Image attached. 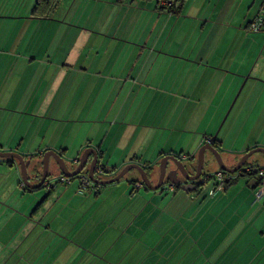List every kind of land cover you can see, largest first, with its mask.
I'll use <instances>...</instances> for the list:
<instances>
[{
    "label": "crops",
    "instance_id": "1",
    "mask_svg": "<svg viewBox=\"0 0 264 264\" xmlns=\"http://www.w3.org/2000/svg\"><path fill=\"white\" fill-rule=\"evenodd\" d=\"M165 1L60 0L51 13L35 16L31 0H0V150L23 154L30 161L32 182L42 172L34 162L49 149L59 152L74 169L83 151L94 147L97 165L105 168V175L97 176L101 179L136 162L157 182L159 163L166 154L178 153L179 158L188 154V163H184L191 170L196 167L199 148L213 136L210 131L233 96L249 83L251 94L245 100L255 90L258 93L252 95L250 108L247 101L239 110L245 111V124L250 119L249 128L253 129L252 120L264 121V0ZM258 17L263 24L253 30L250 25ZM215 103L225 104L223 114L218 105L214 110L207 105ZM195 128L204 130L203 135L190 136ZM216 139L220 150L222 142L217 135ZM255 146H264V142L252 141L238 149L227 165H235ZM3 160L17 176V159L13 163ZM52 161L49 176L54 182L50 185L65 184L56 182L62 172L54 157L49 165ZM174 167L169 160L168 170ZM132 170L93 191L96 195L118 192L114 183L123 179L125 192L135 190L134 182L142 180L139 171ZM171 178L165 179L166 185L174 183ZM254 178L245 195L251 197V206L245 211H224L225 226L219 224L224 196L216 197L208 185L179 194L185 202L180 208L184 225L178 227L158 216L162 199L171 201L163 198V189H150L143 183L145 205L136 217L142 213L160 221L157 234L145 230L140 235V245L152 248L154 261L164 264H264V205L260 204L264 198L255 199L257 175ZM58 193L88 197L79 185L60 186L54 198ZM80 210L66 211L67 221L54 229L60 237L57 243L77 245L78 240L66 241L62 231H70L71 218ZM174 210L175 206L167 216H173ZM60 214L54 213L57 216L50 228ZM79 227H74L76 237L90 241L96 228L88 222ZM162 229L171 233L168 239L159 238ZM101 237L91 241L92 251L81 255L83 261L109 264L106 259L114 260L109 251L105 253L107 245L101 251L95 249ZM120 259H125L124 254Z\"/></svg>",
    "mask_w": 264,
    "mask_h": 264
},
{
    "label": "rangeland",
    "instance_id": "2",
    "mask_svg": "<svg viewBox=\"0 0 264 264\" xmlns=\"http://www.w3.org/2000/svg\"><path fill=\"white\" fill-rule=\"evenodd\" d=\"M36 1L37 0H31L32 10ZM11 34H13V31ZM8 44L10 45L11 43ZM23 45L25 46V40ZM19 73L22 75L24 71H20ZM251 86L252 85L249 83L243 90L241 86L239 87L229 103L227 110H225L222 119H219L216 127L214 129L212 128V131H210L213 135L217 134V138L222 142V148L219 151L226 164H232L236 157L235 154L238 153V149H242L252 141H259V143L264 142V124L262 125L264 121L252 120L253 129L249 128L251 124L250 119L247 124H245V111L240 112L239 110L243 103L244 106L246 105L247 101L246 107L250 108V106L253 105L254 99L252 95L254 94L253 96H256L258 90H255L250 98L245 100L247 94H251ZM239 92L240 94L238 96ZM207 105L211 110H214V107L218 104L215 103L214 106H212L213 104ZM223 105L225 104L218 105L220 114H223ZM260 125L263 127L261 132ZM202 131L204 130H197V128H195L192 134L187 133V135H197V132H199L202 136ZM42 157L43 155L41 159L34 162L38 163V167H41V171ZM0 159V264H91L89 261H83L81 255H83L84 252L87 253L89 250L92 251L91 241H97L102 235L101 239H103V241L98 243L97 246L99 247H95V249L107 245L105 253L109 251L112 258L115 256L114 260L109 258L106 259L109 264H164L162 260L157 262L154 261L152 248L142 246L140 245L141 243H139L140 235L145 230L150 232L152 236L155 233L157 234L159 229L158 223L160 221L158 217H144L142 213L136 217L137 214L141 212L140 209L145 205L143 204L144 200H142V194L145 192L144 186L136 187L135 190L129 189L125 192L124 189L126 185L123 182H126V180L123 179L124 181L114 183L116 184L114 186L118 185L119 187L118 192H108L105 193V195L99 193L96 195L92 188L83 187L79 183V179L74 178L71 184H59L54 187L52 186L51 188L53 189L49 188L51 185H41L31 189L23 183L20 170L16 173L17 176H13L11 172L13 171L12 166L7 165L3 160L4 158L0 157ZM249 161L253 163L258 162L257 164L263 165L264 154L262 152H255L249 157L248 162ZM172 162L173 161L170 160V163ZM184 162L188 163L185 159ZM53 164L54 161H52L50 166L51 172L53 171ZM68 164L71 168L73 167L70 162ZM30 169L32 168H28V172H30ZM217 169L220 170L217 160L212 152L207 150L200 182L204 183L207 178L205 185L209 186L208 189L211 188V191H216V197L218 198L224 196L220 204L221 208L219 207V213H224L227 209H229L227 211V213H229L230 210L235 208L242 211L247 210L248 207L251 206V197L250 199H246L245 195L248 191L250 193L251 185L253 181H255V175L234 173L235 175L231 177L233 180L226 189L223 187L214 188L217 182H219V179L212 173H216L218 171ZM192 170H196V167L191 168V171ZM130 172H136V169ZM209 174H211V176H209ZM228 174L224 173V178L228 177ZM101 175H105L104 172H102ZM47 180L54 182V179L50 176ZM136 182L137 181H135L134 184ZM169 184L174 186L173 189L169 186H163L160 189H163L162 196L165 195L163 198L171 201L168 202L162 199L163 201L159 204V209H157L158 216H164L162 218L169 219L166 221L164 220V223L171 225L176 224L178 227H182V225H184V217L180 208L185 200L182 201L181 195L179 194H183L187 190L176 188V184L174 183ZM72 185H79V187L84 190V193L88 194V197H79V199H76L72 197L69 198L68 194L61 193L59 195L58 193L54 198V190H57L60 186L66 187ZM128 185L131 186L130 184ZM243 187L247 189L245 188V192L240 194ZM204 192H207V190ZM192 196L195 195L192 194ZM262 198H264V196ZM155 199L157 200V197ZM261 202L260 204L263 206L264 199ZM173 206H175L173 216H167L173 209ZM75 207H77V210H81L77 216L73 215L74 218H71L72 222L69 224L70 231L64 230L62 233L65 232L63 237L66 238V241L74 239V241L78 240V243L77 245L71 244V247H68L65 246L64 243L60 244V242H56L60 237L54 229L60 224H65L67 221L66 217H68L66 211ZM224 207L226 208L225 210ZM64 208H66V210L62 212ZM57 211H60L61 214L58 215L57 221L54 222L55 226L52 224L50 228L48 225L53 221V218L57 216L54 215ZM224 215H226V212L222 215L219 222L222 226L227 225L226 220H228L226 219L227 215L226 217H224ZM30 222L31 224L28 226ZM83 222H88L96 228L94 233L91 234L89 238L90 241L88 242H83L78 236L76 237L75 234L74 227H79ZM144 225L146 227H144ZM225 230L226 229L223 228V232ZM170 236L171 233H168V230L162 229V231H160V239H168ZM99 250L101 251L103 249L100 248ZM123 254L125 259H120L118 261V257H121ZM93 264L101 263L95 261Z\"/></svg>",
    "mask_w": 264,
    "mask_h": 264
},
{
    "label": "water",
    "instance_id": "3",
    "mask_svg": "<svg viewBox=\"0 0 264 264\" xmlns=\"http://www.w3.org/2000/svg\"><path fill=\"white\" fill-rule=\"evenodd\" d=\"M216 135L217 134H214L209 140H207V142H205L199 148L198 155H197V165H196V170L194 174L190 173L184 161L181 158H179L177 155L166 154L162 157V160L160 162L159 177H158L157 182H153L149 176V171L144 166L136 162L128 163L117 174H115L114 176L110 178H105V179L98 178L97 176H95L94 168L96 164L98 163L99 156H98L97 150L94 147L86 148L83 151V153L81 154L79 158L78 164L74 169L69 168L65 159L59 152L52 150V149L46 150L43 153V157H42V175L39 181L35 183L30 180L29 174H28V166H29L30 161L26 160L23 154H21L20 152L14 151V150H0V157H4V158L9 157V158L17 159L20 165L21 178L23 180V183H25V185L29 188H37L43 185L45 180L48 178L49 169H50L49 163H50L51 157L55 158V160L57 161L59 165L61 172L64 175L76 176L86 167L89 157L93 155V158L91 160V163L87 171H88L90 179L96 183L106 184V183L117 181L121 177H123L129 170H131L132 168H135L139 171L142 182L145 184L146 187L150 189L161 188V186L165 182V179L167 177L171 178V174L173 175V177L171 178L172 182L179 183L180 178L178 177V175L180 173L181 176L185 179V181L181 184V188L184 190H187L193 187V181L200 178L204 165H205V158H206L207 150H210L212 152L215 159L217 160L219 168L222 171L227 172V173L238 172L245 165V163L248 161L249 157L253 153L262 152L264 154V146H255L247 150L241 156V158L238 160V162L235 165L229 166L224 162L219 149L212 143L214 139L216 138ZM169 160H172L173 163L175 164V167L171 170H168L167 168Z\"/></svg>",
    "mask_w": 264,
    "mask_h": 264
},
{
    "label": "built area",
    "instance_id": "4",
    "mask_svg": "<svg viewBox=\"0 0 264 264\" xmlns=\"http://www.w3.org/2000/svg\"><path fill=\"white\" fill-rule=\"evenodd\" d=\"M171 4L172 1H165V3ZM263 24V20L261 17L256 18V20L254 22L251 23L250 27L253 30H257L260 29L261 26ZM211 137H208L207 140H209ZM189 156L188 154H181V159H187ZM252 171L254 170L255 172H257L258 175V183L257 186L255 188L254 191V195H255V199L259 200L264 196V164H257V163H249V164H245L242 169L240 171ZM105 169L101 166V165H97V167L95 168V173L98 175H101L102 172H104ZM224 171H222L221 169L218 170L216 173H213L214 176L217 177V179H219V182H217L216 187L214 188H220L223 187V182H224ZM228 174V173H226ZM232 173L228 174L231 175ZM210 175V174H209ZM74 178H78L79 179V183L83 186V187H88V188H92L94 189L95 186L100 185L99 183H96L94 181H92L89 177L88 172H81L77 175V177L74 176H66L64 174H60L57 178H56V182H60V183H65V184H71ZM47 185H50V181H46ZM135 188L136 187H140L141 185H143L142 181H138L135 184ZM163 186H169L170 188L173 189L174 186H171V184H163Z\"/></svg>",
    "mask_w": 264,
    "mask_h": 264
},
{
    "label": "trees",
    "instance_id": "5",
    "mask_svg": "<svg viewBox=\"0 0 264 264\" xmlns=\"http://www.w3.org/2000/svg\"><path fill=\"white\" fill-rule=\"evenodd\" d=\"M59 2H60V0H37L36 3H35L34 8L32 10V15H35V16H45V15L51 13L55 9V7H57V5L59 4ZM176 8H177V6H176ZM216 141H217V139L215 138L212 143H213V145H215L217 147ZM177 155H179V154L177 153ZM1 158H4V157H1ZM4 159H6L9 163H11V162L13 163V162L16 161L14 158H9V157L8 158H4ZM248 163H251V162H248L247 161L245 164H248ZM202 173H203V171H202ZM238 173H240L241 175H257V172H255L254 170H252V171H247V170L240 171L239 170ZM232 174L229 175V177H226L224 179L223 188L226 189L228 187V185L232 182V180H233L231 178L232 177ZM209 176H211V174ZM257 177H258V175H257ZM206 181H207V178H206ZM205 182L202 183V182L198 181L197 183H194V186L192 188L187 189V191H199V190L202 189V187L205 184ZM165 183L166 182H164V184ZM43 185H47V184H43ZM50 187H52V185ZM176 188H181V184L180 183H176ZM31 189H33V188H31Z\"/></svg>",
    "mask_w": 264,
    "mask_h": 264
},
{
    "label": "flooded vegetation",
    "instance_id": "6",
    "mask_svg": "<svg viewBox=\"0 0 264 264\" xmlns=\"http://www.w3.org/2000/svg\"><path fill=\"white\" fill-rule=\"evenodd\" d=\"M185 164H186V163H185ZM96 167H97V164H96L95 168H96ZM95 168H94V169H95ZM71 169H73V168H71ZM241 169H242V168H241ZM241 169H240V170H241ZM87 170H88V168L85 167L81 172H86ZM188 170H189V169H188ZM189 171H190V173H192V174L195 173V170H192V171L189 170ZM81 172H80V173H81ZM87 172H88V171H87ZM226 173H227V172H226ZM62 174H63V173H62ZM78 174H79V173H78ZM78 174H77V175H78ZM41 175H42V172H41ZM41 175H40V177H41ZM77 175L74 176V177H77ZM95 176H98V175L95 173ZM40 177H39V179H40ZM29 178H30V177H29ZM180 179H181L182 181L179 182V183L182 184V183L185 181V179H184L182 176L180 177ZM200 179H201V176H200L199 179L193 181V186H194V183H197L198 181H200ZM30 180H31V179H30ZM38 181H39V180H38ZM38 181H37V182H38ZM46 181H48V180L46 179L45 182H44L43 184H47ZM166 183H167V182H166ZM22 184H23V183H22ZM174 184H176V182H174Z\"/></svg>",
    "mask_w": 264,
    "mask_h": 264
}]
</instances>
